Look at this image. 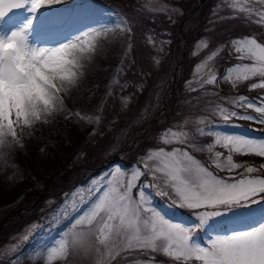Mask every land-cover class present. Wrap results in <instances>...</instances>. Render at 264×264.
Listing matches in <instances>:
<instances>
[{
	"label": "snow or ice",
	"instance_id": "snow-or-ice-1",
	"mask_svg": "<svg viewBox=\"0 0 264 264\" xmlns=\"http://www.w3.org/2000/svg\"><path fill=\"white\" fill-rule=\"evenodd\" d=\"M60 3L61 0H0V21L17 9L32 14L20 27L0 34V146L10 141L23 146L18 130L35 122L47 123V117L57 111L68 112L66 119L76 116L88 123L99 120L94 114L67 110L61 93L76 85L81 60L85 53L97 50L98 38L114 30L131 36L132 29L122 18L113 28H90L59 46L32 43L30 34L36 15ZM228 6L231 18L253 20L264 27V0H230ZM148 42L155 43L151 36ZM201 44L208 46L203 41ZM225 49L235 54L238 63L223 76L204 65L209 67V74L207 79L198 77L200 88L216 85L218 79L230 82L234 88L240 82L253 80L249 91L264 90V42L255 37L233 38L213 50L207 59L214 60ZM230 103V108L220 106L213 112L215 119L197 117V124L202 126L194 131L187 127L190 121L186 119L157 137V145L183 147L148 149L131 171L117 166L93 182L87 195L81 197L88 207L82 211L73 208L80 214L72 228L81 231L43 250L40 255L46 264L66 258L71 248L83 246L86 237H94L96 251L106 250L110 259L121 252L159 253L171 264H264V164L257 167L234 159L253 156L264 160V139L221 127V121L229 128L241 127L235 120L264 125V92L254 99L238 95ZM204 136L212 139L207 144L195 143L197 137ZM195 151L206 153L210 164L198 159ZM213 167L224 175L213 171ZM144 177L150 179L144 182ZM145 188L171 198L174 206L190 210L194 222L184 224L166 218L151 206ZM225 217L247 227L210 231ZM200 231L213 233L206 243L197 239ZM137 264H155L154 257Z\"/></svg>",
	"mask_w": 264,
	"mask_h": 264
},
{
	"label": "rangeland",
	"instance_id": "rangeland-1",
	"mask_svg": "<svg viewBox=\"0 0 264 264\" xmlns=\"http://www.w3.org/2000/svg\"><path fill=\"white\" fill-rule=\"evenodd\" d=\"M134 1H140L142 3L138 8V12L141 16L152 21L156 20V22L160 21L158 18L159 13L165 16H177L182 12L181 8L175 6L177 2H181L182 0ZM110 2L111 0H101V2L61 0V3L58 4L59 6L54 5L51 8L42 9L36 15L33 22L30 40L38 46H59L62 43H67L90 28H100L101 26L113 28L122 18L127 20L130 26L132 20L125 18L124 14L114 8L113 4ZM229 2L230 0H217V4L210 15L211 20L207 24L209 25L211 23L212 27L206 30L207 33H205L206 31L204 32L206 35L201 36L202 38L193 45V53L191 54L198 58V62L193 65V73H191L190 80L184 85L188 93V95H186L187 105H185L181 119H179V122L175 126H180L187 119L190 121L187 127L194 131L196 127L202 126L197 124V117L207 116L210 119H215L212 114L218 107L223 106L230 108V101L235 99L238 95H241V91L238 87L243 86V82H240L237 87H233L229 90L231 95L234 93L235 95L227 97L219 94L220 91H218V86L219 83H221L219 79L216 85L205 84L203 88H200L199 83H197L199 76H202L203 79L208 78L209 67L219 75L226 70L225 68L222 71L224 67H220V62L224 58L223 53L225 50L212 61H209L207 57L213 50H217L220 46H223V44L218 43L216 38L211 34L216 21L219 22L231 18L232 10L228 6ZM31 15L30 12L23 9L13 10L0 21V34H7L12 29L20 27ZM238 19L240 20L243 18ZM247 23L258 25L253 22V20H247ZM257 28L264 29V27L260 25ZM146 32L149 33V36H151L155 42L151 45L158 49V46L163 43L161 41L159 44L156 42L152 31L146 30L145 33ZM132 35L133 31L131 36H129L127 33H122L120 30H114L98 38L97 50L94 53H85L81 60L82 67L77 69L78 79L76 85L69 91L61 93L67 110L73 113L94 114L99 116L98 121L93 120L91 123H88L78 119L76 116L66 119L65 117L68 115V112L57 111L54 112L52 116L47 117V123L35 122L31 127L18 130L20 141L23 146L11 142L10 138V143L8 145L0 146L1 232H6L11 230L14 225H19L18 220L12 222L13 216L15 213H18V216L21 217L24 215V212L28 210L23 208V205L27 202L28 196L36 193L38 188L41 197L48 192L46 185L48 183L44 184L42 180H38V176L47 177L51 180L58 174H61L72 161L78 158L85 143L95 140L98 136L100 137V122L104 115L102 112L109 98L114 97L115 92H127L132 86L131 82L127 81L125 78L129 66L128 60L131 56L130 48L131 45H133ZM202 41L206 42L208 46L203 47L201 44ZM165 43L167 44L168 42ZM159 48L162 49L161 46ZM155 55L156 52H154L150 60H152V65L158 68L161 60H158ZM204 65H208L209 67H205ZM198 66L200 67L199 73H197ZM227 68H229V66H227ZM94 69L102 71L104 75L103 78L100 80L94 78L92 74ZM176 70L177 74L175 75L179 76L181 74V69L177 66ZM234 75L235 74H233V78ZM192 88H196L197 91H191ZM220 90L222 91L224 88ZM263 91L264 90H261L260 94H262ZM250 92L252 91L247 90L243 92L242 95L248 97L247 95H249ZM129 99L130 98H128L126 94L121 98V102L127 106ZM234 123L238 124V122ZM238 125L241 127L233 129L224 126L221 121L223 130L238 132L253 138L251 136L252 133H250V131L247 132L248 128H246L244 124ZM260 127V130H264V125H260ZM254 132L255 134L263 133L259 131V127L257 126L254 127ZM208 138L210 137H197L195 143L207 144L210 142L207 140ZM159 146L168 148L183 147V145L174 144ZM147 150L148 149H146L145 152ZM216 150H220V148ZM194 153H197L195 155L197 158L206 155V153L199 151H195ZM122 160L123 155H119L116 159H112L111 162L103 165L102 169L94 173L93 176H86L85 178L78 177L74 182V186H72L73 190L67 195H64L62 204L60 203L53 208V211L48 214L43 224L36 222L33 223V225L29 224L24 226L21 232L6 239L3 245L0 243V245H2V247H0V261L3 262L7 258H14L17 255L22 262L26 264H46L45 259H42L40 255L43 250L56 245L61 238H70L74 231H81V229L72 228L75 217L80 214V211L88 207L81 197L86 196L87 190L92 186L93 182L99 181L106 173L111 172L117 166L123 169ZM136 163L133 165L136 166ZM128 170L131 171V169ZM220 175H224V173H220ZM81 205H83V208H81ZM151 206L154 207L153 205ZM261 206H264V204ZM74 207L80 211L74 212ZM253 208L255 209V206H253ZM157 210L174 222L186 224V220L191 222L194 219L190 210L174 206L171 198H169V203L166 202L165 208L163 207ZM18 216L16 217L18 218ZM3 219H5V221L1 223ZM243 226L247 225L244 223H235L231 221L229 217H225L223 218V222L214 225L210 231L225 232V229L228 232L231 229H241ZM211 234L213 233L200 231L197 233V239L202 244L206 243ZM25 236H27L28 239H24ZM96 247L97 245L94 237H86L83 246L71 248L66 258H61L54 262V264H137V261H146L140 259L141 255L139 254L133 253L129 255L123 252L117 255L115 259H110L106 250L101 249L100 252H97ZM152 254L163 257L165 260L159 263L155 262V264H171V261L166 256L159 253ZM149 257L151 258L153 256L149 255Z\"/></svg>",
	"mask_w": 264,
	"mask_h": 264
},
{
	"label": "trees",
	"instance_id": "trees-1",
	"mask_svg": "<svg viewBox=\"0 0 264 264\" xmlns=\"http://www.w3.org/2000/svg\"><path fill=\"white\" fill-rule=\"evenodd\" d=\"M88 1L101 2V0ZM110 3L124 14L125 18L132 20L130 27L133 31V45L130 48L131 56L128 60L129 66L125 77L132 86L127 92H115L114 97L109 98L102 112L104 115L100 122V137L85 143L78 158L72 161L65 171L51 180L38 176V180H42L44 184L48 183L46 184L48 192L41 197L38 188L36 193L28 196L26 204L23 205V208L28 209L25 210L24 215L20 217L18 213H15L13 216L12 222L18 220L19 225H14L15 227L13 226L6 232H1L0 228V243L2 245L6 239L21 232L24 226L33 225L36 222L43 224L53 208L62 204L64 195L73 190L72 186L78 177L93 176L94 173L102 169L103 165L116 159L119 155H123V169H132L133 164L143 156L146 149L159 146L156 142L158 135L164 129L175 126L181 119L183 109L187 105L186 95H188L184 85L190 80L193 65L198 62V58L191 54L193 45L202 38L201 36L206 35V30L212 27L211 23L207 24L211 20L210 15L217 0H182L175 5L182 10L179 15H168L169 17L166 15V17L159 13L160 21L157 22L140 15L138 12V8L142 4L140 1L111 0ZM214 26L211 35L223 45H227L233 38L251 36L264 42V29L257 28L259 25L256 24H248L244 19L229 18L224 21H216ZM146 30L152 31L158 44L160 41L163 43L160 45L162 49L159 48L160 46L156 49L148 42L149 33H145ZM154 52H156L155 57L161 60L158 68L154 67L150 60ZM223 57L220 62V67H224L222 71L225 68L227 70V66L230 67L238 63L235 54L231 53L229 49H225ZM177 66L181 69L179 76L175 75ZM224 72L220 76H223ZM220 81L218 86L220 95L226 97L235 95V93L233 95L229 93V90L233 88L230 83L226 84V81ZM252 82L251 80L243 82V86L238 87L241 95L248 90V85ZM221 88L224 90L221 91ZM260 91V89H256L247 96L254 99L260 95ZM126 94L130 98L127 106L121 102V98ZM234 122L244 124L248 128L247 132L252 133L253 138L264 139V130H260L259 124L244 120H235ZM255 126L259 127V131L263 133L255 134ZM211 139L210 137L207 140ZM220 150L223 151V149ZM196 154L194 153V155ZM198 158L204 163L210 164L206 155ZM234 159L246 161L257 167L264 164V160L253 156H234ZM212 170L220 174L214 167ZM149 179L150 177H144L143 181L147 182ZM144 190L151 197L150 204L155 209L165 208L166 202L169 203V197L165 198L157 194L152 188ZM257 219L259 218L257 217ZM3 221L5 219L1 223ZM190 223L193 221L186 220V224ZM246 227L243 226L241 229ZM224 231L227 232L225 229ZM151 255L156 263L165 261L163 257L156 256V254ZM140 259L148 260L150 257L141 255ZM0 264L26 263L16 255L14 258L0 261Z\"/></svg>",
	"mask_w": 264,
	"mask_h": 264
},
{
	"label": "bare ground",
	"instance_id": "bare-ground-1",
	"mask_svg": "<svg viewBox=\"0 0 264 264\" xmlns=\"http://www.w3.org/2000/svg\"><path fill=\"white\" fill-rule=\"evenodd\" d=\"M59 6V5H58ZM115 49H116V47H115ZM117 50V49H116ZM82 72V71H81ZM88 73H89V71H88ZM90 74H91V72H90ZM93 74V77L94 78H96L97 80H100L101 78H103V74H102V71H100V70H96V69H94V72L92 73ZM90 76V75H89ZM101 85V84H100Z\"/></svg>",
	"mask_w": 264,
	"mask_h": 264
}]
</instances>
